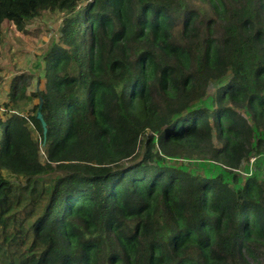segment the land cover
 <instances>
[{
    "label": "trees",
    "instance_id": "1",
    "mask_svg": "<svg viewBox=\"0 0 264 264\" xmlns=\"http://www.w3.org/2000/svg\"><path fill=\"white\" fill-rule=\"evenodd\" d=\"M56 12L34 113L0 116V264H264V178L233 172L264 161V0H0V26Z\"/></svg>",
    "mask_w": 264,
    "mask_h": 264
},
{
    "label": "rangeland",
    "instance_id": "2",
    "mask_svg": "<svg viewBox=\"0 0 264 264\" xmlns=\"http://www.w3.org/2000/svg\"><path fill=\"white\" fill-rule=\"evenodd\" d=\"M61 18L58 12L42 18L33 19L28 23L24 30H18L11 22H3L0 26V116H4L5 110L21 111L26 115L34 113L32 111L33 103L37 99H30V93L43 89L44 82L40 78V70L36 64L42 62L43 50L58 38V29ZM24 79L25 92L24 98L12 103L10 96V84L16 77ZM12 105H17L14 107ZM12 106V107H11ZM34 131V130H33ZM33 136H36L33 132ZM258 139L264 144V130L255 133L254 142ZM258 156V155H257ZM43 160V156H41ZM173 162L193 163L203 171L214 173L218 169V164L208 159L183 160V158L170 159ZM264 161L259 156L257 161L250 163V160H244L241 167L233 169L242 179L249 174L264 178ZM3 176L13 183L18 181V177L2 171Z\"/></svg>",
    "mask_w": 264,
    "mask_h": 264
},
{
    "label": "built area",
    "instance_id": "3",
    "mask_svg": "<svg viewBox=\"0 0 264 264\" xmlns=\"http://www.w3.org/2000/svg\"><path fill=\"white\" fill-rule=\"evenodd\" d=\"M255 159V156L251 157L250 161L253 162Z\"/></svg>",
    "mask_w": 264,
    "mask_h": 264
}]
</instances>
